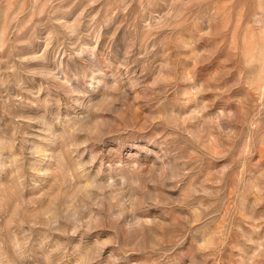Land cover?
Returning <instances> with one entry per match:
<instances>
[{
    "label": "rangeland",
    "instance_id": "rangeland-1",
    "mask_svg": "<svg viewBox=\"0 0 264 264\" xmlns=\"http://www.w3.org/2000/svg\"><path fill=\"white\" fill-rule=\"evenodd\" d=\"M0 264H264V0H0Z\"/></svg>",
    "mask_w": 264,
    "mask_h": 264
},
{
    "label": "bare ground",
    "instance_id": "bare-ground-1",
    "mask_svg": "<svg viewBox=\"0 0 264 264\" xmlns=\"http://www.w3.org/2000/svg\"><path fill=\"white\" fill-rule=\"evenodd\" d=\"M260 3V2H259Z\"/></svg>",
    "mask_w": 264,
    "mask_h": 264
}]
</instances>
